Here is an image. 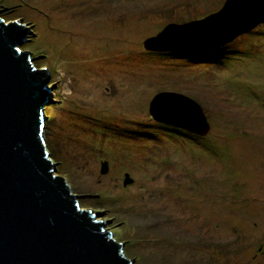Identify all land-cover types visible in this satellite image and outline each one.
Segmentation results:
<instances>
[{
	"label": "rangeland",
	"instance_id": "374dc122",
	"mask_svg": "<svg viewBox=\"0 0 264 264\" xmlns=\"http://www.w3.org/2000/svg\"><path fill=\"white\" fill-rule=\"evenodd\" d=\"M224 2L0 0L50 77L43 135L56 175L132 264H264V24L201 54L143 47ZM172 90L202 107L207 135L151 117L152 98Z\"/></svg>",
	"mask_w": 264,
	"mask_h": 264
},
{
	"label": "water",
	"instance_id": "95a60500",
	"mask_svg": "<svg viewBox=\"0 0 264 264\" xmlns=\"http://www.w3.org/2000/svg\"><path fill=\"white\" fill-rule=\"evenodd\" d=\"M6 9V8H4ZM0 10V264H132L107 220L82 209L67 181L56 175L44 131L49 75L31 52L19 50L31 31L5 22ZM264 24V0H225L208 16L166 25L144 40L149 51L192 54L231 43ZM36 58V57H35ZM151 117L205 136L202 107L180 93L163 91L149 103ZM101 174L108 163H101ZM133 180L126 173L123 186ZM85 196V195H83Z\"/></svg>",
	"mask_w": 264,
	"mask_h": 264
},
{
	"label": "flooded vegetation",
	"instance_id": "af4514ba",
	"mask_svg": "<svg viewBox=\"0 0 264 264\" xmlns=\"http://www.w3.org/2000/svg\"><path fill=\"white\" fill-rule=\"evenodd\" d=\"M244 35V34H243ZM148 52H158V51H149L148 50ZM169 53H171V54H177V55H179V56H181V57H185L186 55H194V54H201L202 52H197V53H192V54H185V53H173V52H169ZM171 92H175V93H178V91H171ZM181 94V93H180ZM188 97V96H187ZM159 125H162V126H164V127H168V128H174V129H178L179 131H181V132H185V133H187V134H189V135H191V136H194V134H192V133H189L188 131H186V130H184V129H180V128H177V127H173V126H170V125H167V124H163V123H159V122H157ZM209 133V132H208ZM207 133V134H208ZM206 134V135H207ZM195 136H197V135H195ZM198 137H202V136H198Z\"/></svg>",
	"mask_w": 264,
	"mask_h": 264
},
{
	"label": "trees",
	"instance_id": "16d2710c",
	"mask_svg": "<svg viewBox=\"0 0 264 264\" xmlns=\"http://www.w3.org/2000/svg\"><path fill=\"white\" fill-rule=\"evenodd\" d=\"M20 50L23 51L21 48H20ZM35 68L37 69V66H35ZM44 116H45V118L48 116V115H47V112H44ZM50 154H51V153H50Z\"/></svg>",
	"mask_w": 264,
	"mask_h": 264
},
{
	"label": "clouds",
	"instance_id": "9594fccd",
	"mask_svg": "<svg viewBox=\"0 0 264 264\" xmlns=\"http://www.w3.org/2000/svg\"><path fill=\"white\" fill-rule=\"evenodd\" d=\"M7 23V22H6ZM19 50H20V48H19Z\"/></svg>",
	"mask_w": 264,
	"mask_h": 264
}]
</instances>
